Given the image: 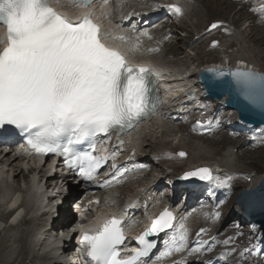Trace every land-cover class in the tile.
Listing matches in <instances>:
<instances>
[{
    "label": "snow or ice",
    "instance_id": "6c2138e0",
    "mask_svg": "<svg viewBox=\"0 0 264 264\" xmlns=\"http://www.w3.org/2000/svg\"><path fill=\"white\" fill-rule=\"evenodd\" d=\"M73 3L91 7L93 0ZM52 5L53 0H0V26L6 28L0 38L4 45L0 49V126H15L37 154H58L85 181L97 183L99 170L117 154L94 155L97 145L106 143L113 134L130 135L158 111L162 100L150 69L133 66L122 53L102 42L104 33L93 22L94 12L85 13L74 23ZM166 7L182 14L177 5ZM252 11L264 15V5ZM216 74L230 75L244 99L264 110V74L247 69ZM83 144H87L86 150L80 149ZM112 167L119 175L121 170L115 164ZM186 176L216 186L226 183L207 168ZM110 184L107 180L101 186ZM174 220L165 209L138 238L139 250L127 259L121 258L120 246L126 239L123 221L116 218L106 221L95 233L85 232L81 244L94 264H147L146 258L158 242L151 237H158L166 229L173 231L157 259L187 246V230L183 224L173 228ZM230 240L223 243L227 245ZM196 244L189 254L208 242L198 239ZM258 247L245 251L251 253ZM211 248L208 244V250Z\"/></svg>",
    "mask_w": 264,
    "mask_h": 264
},
{
    "label": "bare ground",
    "instance_id": "6f19581e",
    "mask_svg": "<svg viewBox=\"0 0 264 264\" xmlns=\"http://www.w3.org/2000/svg\"><path fill=\"white\" fill-rule=\"evenodd\" d=\"M238 5L240 6V8L238 7L239 9H237L236 12H234L235 16L233 17L232 22L226 21L225 19L212 20L213 22L208 23L207 26L202 30V32L204 31L208 35L198 32L196 36H200L199 40H202L198 44L205 42V40L209 38L214 39L216 38V36L224 35L225 32L230 30L229 28L230 26H238L241 20L247 19L250 21V23L243 31L245 32L246 30L248 33L247 36L245 37V40L246 42L254 43V46L252 47H254L257 50L256 53L258 55L260 54L259 56L261 60L264 61V42L260 43L257 40L259 36L264 37V16L261 15L259 12L252 11L253 8H259L261 5H264V0H260L258 1V3H254L252 0H204V7L206 8L207 11H211V10L215 11L218 9L222 10V7H226L225 9L226 12L230 13L231 7H233V11H234V8H236ZM106 8L110 10L111 6L107 5V7H103V10H105ZM180 23L184 25L185 29H187V26H189V23H186V20L184 19H181ZM200 24L201 23H199V25ZM213 24H217L218 27L212 28L211 26ZM258 31L262 33H258ZM191 39H192V36H191ZM126 44L128 43L127 42L123 43V45H126ZM165 45H166L167 53H168L167 56H170V55L174 56L173 58L167 57L166 60L172 61V59H174L177 54L180 55V51H179L180 48L175 47L178 45V42L176 41V34L174 35V38H172V40H167V41L165 40ZM232 45L233 43L228 45L227 47L225 46L224 48H229ZM142 49L143 47H141L139 51H141ZM172 50H175V51L172 52ZM138 57H140L141 60L145 58H150L148 54L139 55ZM231 61H232L231 59L229 60V62H224L220 60V61L209 63L207 65L203 64V66L197 67L198 68L197 70L190 72L188 79L192 78L194 80H198V73L200 72V70L203 67L210 66V65H214L218 67H225L226 65H228V66H238V67L247 66V67L255 68L254 65H251L253 63L248 58H236L235 63H232ZM162 67L165 70H167L164 66ZM183 71H180V72H183ZM162 82L165 87H169V85L166 83V80ZM172 90L173 89H170V92H168L167 95H171L173 92ZM201 91H202V88L200 87L199 92ZM217 102L218 100L212 101V103H214V106L217 105ZM222 102L223 101H221L220 103ZM229 111H230L229 113L235 115L234 110H229ZM174 113H177V112H174ZM161 121L162 120L158 117L154 118L150 123L148 122L145 123V126H143L145 129L144 132H141L144 129H140L138 133V130H139L138 128L136 130L137 132L130 133V135H127L126 138H128L129 140H133L137 136V134L139 135L141 132V137L137 139L136 141H132L133 142L132 144L134 146L136 145L138 149L137 152L140 151L138 153L140 154L139 157L145 158V157H149L150 156L149 154H151L152 157L155 158L160 153L162 154V157H163L162 161H164L166 158L165 155H169L171 161L168 163V169L181 172L178 174V176H180L186 170L194 169L199 166L206 165L212 168L213 171H215L217 168L218 169L222 167L224 168L226 164H223L222 162L218 160H213L214 155L218 154L219 152H214V154L212 152V154H210L211 156L209 157L206 156L207 158H205V161H207V163L205 164L203 163L196 164L195 161H191L192 155L188 157V154H187V157L184 159H180V158L177 159L178 158L177 153H176L178 150L177 146L183 145L184 143L186 145L191 144V141L185 142V140H181L183 138L179 139L178 142L181 144L177 146H172L169 142L170 140L169 141L162 140V142L159 144L165 147L164 150H156V148L159 147L158 144L156 143L157 141H159L157 140V138L161 137L162 135H170L174 131L182 130L180 131V134L181 132L185 131L187 134H189V137L192 138V140L205 139L206 142H209V143H206V145L208 147L214 146L213 148L215 149L217 148L219 149L218 143L220 142L219 141L220 139L223 140V144H232L235 147L238 144V148L242 149L241 154H244L243 155L244 157L240 156L239 158L240 160L247 158V156H252L256 154L258 157V162L264 161V142L263 141H261L263 145L257 144V145L251 146L246 143L247 141L246 138H241V140L237 141L238 139H235L233 135L227 132L220 133L221 132L220 131L218 132L220 135L218 134L217 136H213V135L200 136V135H195V133H191L188 126H187L188 128L182 129L184 128L183 124L180 125L176 123L177 127L176 126L172 127V125H168L167 121H165L163 122V124L157 125ZM243 137H246V136H243ZM209 144H212V145H209ZM159 149L161 148L159 147ZM139 161H144V160H139ZM185 161H187V163H190L191 165L188 166V168L186 167L183 171H181V168L179 167H181L180 166L181 164H183L182 167H184ZM32 163H34L35 165H32ZM161 165H162L161 163H158L156 161L150 163L148 166V170L143 172V173H146L144 177L138 176L134 180L129 181L126 187H123L122 192L125 193L124 190H126L127 193L131 192L134 200L139 201L140 194L136 193L137 191L134 192V189H136L138 186H142L143 190L147 189L145 190L146 192L144 195H142V197L145 199L149 197L150 198L153 197L154 199L156 198V201H158L159 203V201H161V197L159 195L158 190L164 187L169 188L173 182L176 183L179 180V179L174 180L175 176L173 175L174 174L173 172H172L173 174H169V177H166V176L163 177L162 175H160L161 174L160 172L165 171V168L163 167L160 170L159 167H161ZM0 166H1L0 167V175H1V179H0V221L6 222L2 227H0V263L4 261L6 264H37L39 261H41V264H44V263L45 264H61V262H64L65 264H75L73 262L75 259L64 258V255L60 252V245L61 243H64L65 244L64 249L72 251V243H69V239L71 238L73 240L77 234V231L74 232V229L69 231V229L72 226L70 222H72V220H74L75 222V219H78L79 217H77V214L75 213L74 209L71 206H72V203H76L75 205H77L78 193L79 191H82L83 187L80 186V187L74 188V193L76 194L75 198H73L72 200L67 199L66 202L64 201L63 208H59L58 210L59 214L53 211L49 213L47 210L48 209L47 207H41L37 205V198H36L37 194L35 192L39 188L38 184L44 180L45 193L50 194L52 191H60V194H62L66 186H71L72 180L68 181L65 179L64 181H68V182L64 183L63 180H60V178L57 175L50 177L49 175H47V167L45 164L40 165V164H37L36 162L27 161L24 158V156H21L19 153H17L14 150L5 151L3 149H0ZM236 170L238 173L242 175H245V176L247 175L246 170L242 168H236ZM231 171H232L231 169L228 170V172H231ZM260 179L261 178L253 182H249V185L248 184L239 185L238 182L240 179L233 178L230 180V184L232 185V188L236 187L237 184L240 186V188L241 187L242 188H252V187H255L259 183ZM118 190L119 189L110 190L109 192L106 193L107 195L105 197H107L109 201L117 203L119 201L116 195V192ZM236 192L237 191H234L235 195L238 194ZM175 196L177 197V195ZM60 198L61 197H59L58 199ZM55 200L56 198L54 199V201ZM175 200H176L175 197H168V199H166L165 201H162L159 204L167 205V203L165 202L170 201L171 203H173ZM5 205H8V208L3 207ZM170 205L172 206L173 204H170ZM228 206H229L228 204L225 206L223 212L220 213L219 217H216L214 215L213 217L210 218V220H207V221H204V220L199 221L198 218H195L199 216L198 213L194 217L190 218L189 220H191V224H192L191 228L188 227L186 224V226L188 227V229H186L188 233V238L191 236L190 241L192 240V237H194V238H199L200 241H207L208 244H211L214 241L215 236L217 235H220L221 237L219 241H221L222 238H225L228 236H234L235 233L239 230L237 227H232L226 230L222 229L223 217L225 215V211L227 210ZM105 207L106 208H103L100 210L101 215H104L108 211H112L115 209L112 205L105 206ZM192 207L193 206H191L190 208ZM148 208L153 209L154 202H151ZM190 208H188L187 210H189ZM22 209L24 210L23 213L21 211ZM154 209L156 210L157 206ZM155 210H153V212ZM182 211L187 213V211L184 209H182L181 212ZM55 213L56 215H54ZM186 213L184 214L185 216L188 215ZM48 214L52 216L51 218H53V220L51 221L49 225H46L47 223L44 220L46 216H48ZM9 216L10 218L7 219ZM179 217L181 216L179 215L178 218ZM10 219H12L11 222H9ZM204 223H207V227L204 228L205 231L202 232L201 227ZM14 228L19 230L17 231V234L19 232L18 236L15 235L16 237H12V235L10 234V232ZM173 228L178 229L179 226L178 227L174 226ZM42 229L43 231H41ZM59 229L64 230V231L68 230L69 234H67V236H63V234L60 231L58 233V236H56L54 239L51 238L50 236L51 231L52 230L58 231ZM172 231L173 230H167L163 232L165 235L161 233L160 235L162 236V239H167V237L171 235ZM37 234L39 235L37 236ZM234 242L237 243V239H234ZM165 243H166V240H164V245ZM190 244H192V241L190 242ZM208 244H204L203 247H208ZM245 249H253V247L248 246V247L243 248L241 250V253L243 254L242 258L237 259V260L228 258V259H225L223 263L220 262V264H225V261H226V264H264V256L261 254V252L254 250L251 253H249V252H246ZM10 253H13V256L9 259L8 255ZM201 255L206 256L207 253L203 252L201 254H196V257H193V258H197L198 256H201ZM154 264H158V262Z\"/></svg>",
    "mask_w": 264,
    "mask_h": 264
},
{
    "label": "rangeland",
    "instance_id": "374dc122",
    "mask_svg": "<svg viewBox=\"0 0 264 264\" xmlns=\"http://www.w3.org/2000/svg\"><path fill=\"white\" fill-rule=\"evenodd\" d=\"M238 7L240 8V6L238 5L236 8H234V11H233V7H231L230 13L226 12V10H225L226 7H222V10L218 9L215 11H213V10L207 11L206 8L204 7V0L189 1L187 11H186V14L184 16V20H186V23H189V26H187V29H185V30H182V27H178V26L176 27V29H179V28L180 29L177 33L175 32L176 41L178 42V45L175 47L180 48L179 49V51H180L179 58L180 57L181 58L180 59L178 57H175V58H178V61L182 62L183 65L184 64H185V66L189 65V69H192L190 71L197 70L198 69L197 67L203 66V64L207 65L209 63L220 61V60L224 61V62H229V60L231 59L232 60L231 62L235 63L236 58H248L253 63L251 65H254V67L257 70L260 69L259 71L264 72V61L261 60V58L259 56L260 54L258 55L256 53L257 50L254 47H252V46H254V43L253 42L249 43V42H246V40H245V37L247 36L248 33L246 30H245V32H243V31L250 23V21L247 19L241 20L238 26H230L229 27L230 30L225 32L224 35H222V36H220V35L216 36V38H214V39L209 38V39L205 40V42H202L201 44H198V43L202 40H199L193 44H190L191 40L196 36V34L198 32L203 33L202 30L207 26L208 23L213 22L212 20L225 19L226 21L232 22L233 17L235 16L234 12H236V10L239 9ZM199 23H201V24L199 25ZM198 26H200V27H198ZM233 29H235V30H233ZM258 33H262V32L258 31ZM259 35H261V34H259ZM191 36H192V39H191ZM257 40L260 43H263L264 37L259 36V38H257ZM215 41H217V42L215 43V46H213ZM232 43H233V45L230 46L229 48H224L225 46L227 47L228 45H230ZM173 51H175V50H172V52ZM182 52H184V53H182ZM186 55H188V56H186ZM214 56H216V57H214ZM257 56H259V57H257ZM179 66H180V64H179ZM212 105L214 106V103H212ZM157 125H161V123H158ZM172 127H175V126H172ZM183 127L184 128H182V129L188 128L187 126L186 127L183 126ZM178 130H180V129H178ZM180 131H182V130H180ZM180 131H174L175 133L172 132L170 135H162L161 137H158L157 140H159V141H157L156 143L158 144V146L161 149H159V147H157L156 150H164L165 147L163 145L159 144L162 142V140H165V141L170 140L169 142L172 146H177V145L181 144L178 142L179 139L183 138L181 140H185V142L191 141V144L186 145L184 143L183 145L177 146V149H178L176 152L177 156H178L177 159H179V158L184 159L187 157V154H188V157L192 155L191 161H195L196 164H202V163L205 164V163H207V161H205V158H207L206 156H208V157L211 156L210 154H212V152H213V154H214V152H219L218 154L214 155L213 160H218V161L222 162L223 164H226V166H224L225 169H227V170L231 169L232 171L234 170V172L237 171L236 168H242V169L246 170V172H247L246 176L245 175H235V176H238L240 178V180L238 182L239 185L240 184H243V185L248 184L249 185V182H253L259 178H262V176L264 175V161L258 162V157L256 154L252 155V156H247V158L240 160L239 159L240 156L244 157L243 156L244 154H241L242 149L238 148V144L236 147L232 144H223V140L220 139L219 140L220 142L218 143L219 149L218 148L215 149V148H213L214 146L208 147L206 145V143H209V142H206L205 139H194V140H192V138L189 137V134H187L185 131L181 132V134H180ZM167 134H169V133H167ZM139 135L137 136L138 139L141 137V133ZM261 138H263L262 141L264 142V131L262 133ZM203 140H204V142H203ZM239 140H241V139H238L237 141H239ZM234 141H236V140H234ZM209 145H212V144H209ZM260 145H263V143L261 142ZM181 152H185V155L181 156L180 155ZM255 153H257V152H255ZM165 156H166L165 160L161 161L162 165H161V167H159L160 170L162 169V167L165 168V171L160 172L161 173L160 175H162L163 177L164 176L169 177V174L174 173L173 175L176 178L179 177L178 174L181 172L168 169V163L171 161V159H170L169 155H165ZM184 165H185L184 167H182L183 164L180 165L181 167H179V168H181V171H183L186 167L188 168V166H190L191 164L187 163V161H185ZM2 178H3V176H2ZM238 184L236 187H234V191H237L236 193H239L242 190V187L240 188V186ZM124 191L126 194H130V192L127 193L126 190H124ZM235 197L236 196H234L233 199L229 202V204H228L229 206L226 210V213H231V215H233L232 220H236V219L238 220V218H241L240 215L242 214L240 206L235 201ZM71 207L74 209L75 212L77 211V205H75V203H72ZM69 208H70V206H69ZM9 218H10V216L7 219H9ZM5 223H6L5 221H0V227H2ZM239 223L242 224L241 226L243 227V229L246 233V236L258 237V236L263 234L262 230H260L255 225H251V223H249V221H245V222L239 221ZM17 231H19V230L14 228L10 232L12 237L18 236L19 232L17 234ZM8 256H9L8 258L10 259L13 256V253H10ZM0 264H6V263L4 261H2ZM37 264H41V261H39Z\"/></svg>",
    "mask_w": 264,
    "mask_h": 264
},
{
    "label": "water",
    "instance_id": "95a60500",
    "mask_svg": "<svg viewBox=\"0 0 264 264\" xmlns=\"http://www.w3.org/2000/svg\"><path fill=\"white\" fill-rule=\"evenodd\" d=\"M213 69L216 71H211ZM237 69H247L264 74L262 71H256L246 67H218L210 65L201 69L199 79L204 83L206 90L211 96L216 97L217 99H222L227 96L226 105L231 109H236L241 120L244 122H250L254 125H264V110L251 105L244 99L230 75L220 77L216 74L219 71L227 73ZM202 168L209 169L208 167H201L198 169ZM198 169L186 171L183 174V178L191 182L202 181L197 177L186 176L187 173L194 172ZM235 201L240 205L243 215H245V217L251 222L259 224L261 229L264 230V175L255 187L242 188V190L236 195Z\"/></svg>",
    "mask_w": 264,
    "mask_h": 264
}]
</instances>
